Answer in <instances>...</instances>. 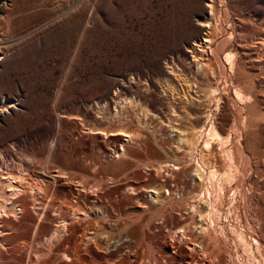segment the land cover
<instances>
[{
    "label": "rangeland",
    "instance_id": "1",
    "mask_svg": "<svg viewBox=\"0 0 264 264\" xmlns=\"http://www.w3.org/2000/svg\"><path fill=\"white\" fill-rule=\"evenodd\" d=\"M0 58V264H264V0H0Z\"/></svg>",
    "mask_w": 264,
    "mask_h": 264
},
{
    "label": "bare ground",
    "instance_id": "2",
    "mask_svg": "<svg viewBox=\"0 0 264 264\" xmlns=\"http://www.w3.org/2000/svg\"><path fill=\"white\" fill-rule=\"evenodd\" d=\"M209 1H211V0H209ZM206 7L210 10V13H212L211 11H212V4L210 3V2H208L207 4H206ZM215 10V9H214ZM229 22V21H228ZM224 24V23H223ZM208 27V26H210V23L209 22H205V23H201V27ZM216 27V26H215ZM224 28V27H223ZM226 29V28H225ZM224 30V29H223ZM227 30V29H226ZM225 31V30H224ZM209 32V31H208ZM206 34V37L205 36H203V37H205V38H203V43H209L211 40H210V38H209V36H207V32L205 33ZM224 34V33H223ZM226 34H227V31H226ZM224 38V37H223ZM225 39V38H224ZM202 40V39H201ZM226 40V39H225ZM225 42V41H224ZM201 44V43H200ZM210 44V43H209ZM221 44H223V43H221ZM225 44V43H224ZM199 45V44H198ZM225 45H223V47H224ZM218 47V46H217ZM220 47V46H219ZM218 47V48H219ZM199 49V48H198ZM202 58V57H201ZM0 60H1V58H0ZM220 60V59H219ZM232 60V59H231ZM209 62V61H208ZM199 63V62H198ZM233 63V62H232ZM206 64V63H205ZM206 69V68H205ZM206 71V70H205ZM208 71V70H207ZM206 75V74H205ZM238 92V91H237ZM116 94V93H115ZM123 94V93H122ZM234 99H235V101L236 102H238L239 101V99L241 100V98H240V94L239 93H235L234 94ZM121 99V98H120ZM250 100V99H249ZM122 101H124L123 99H122ZM243 101V100H242ZM239 104H240V102H239ZM238 105V104H237ZM146 111H148V110H146ZM148 113V112H147ZM174 113V112H173ZM169 115V114H168ZM174 115V114H173ZM179 116V115H178ZM205 117H207V116H205ZM248 117V116H247ZM108 118V117H107ZM170 118V117H169ZM177 118V117H176ZM205 119V118H204ZM177 120H179V119H177ZM213 123V122H212ZM169 124V123H168ZM245 124V123H244ZM172 127V126H171ZM203 127V126H202ZM211 127V126H210ZM246 127H247V125H246ZM198 129H199V127H197ZM213 128H215V127H213ZM205 129V128H204ZM241 129V128H240ZM199 131H201V130H199ZM216 131V130H215ZM198 133V132H197ZM196 133V134H197ZM215 133V132H214ZM135 134V133H134ZM195 135V134H194ZM210 135V134H209ZM208 136V135H207ZM136 137H137V135H136ZM200 137V136H199ZM187 138V137H186ZM222 138V137H221ZM188 139V138H187ZM217 139V138H216ZM201 140V139H200ZM208 140V139H207ZM222 141V140H221ZM187 144H188V142H189V144H190V138H189V141L187 142V141H185ZM211 142V141H210ZM184 143V142H183ZM185 143V144H186ZM229 144V143H228ZM242 145V144H241ZM194 146V145H193ZM241 147L242 146H239V149H240V151H239V149H238V151L239 152H241L242 151V149H241ZM223 148V147H222ZM224 149V148H223ZM193 150V149H192ZM221 150V149H220ZM191 151V150H190ZM229 151V150H228ZM231 154V153H230ZM240 155V154H239ZM229 156V155H228ZM241 156V155H240ZM187 158V157H186ZM209 158V157H208ZM207 158V159H208ZM212 158V157H211ZM216 158V157H215ZM228 158V157H227ZM232 158V157H231ZM207 159H205V160H207ZM229 159V158H228ZM240 161V160H239ZM250 161V160H249ZM204 162V161H203ZM209 163V162H208ZM232 163H233V161H232ZM229 164H230V160H229ZM225 165V164H224ZM237 165V164H236ZM166 166V165H165ZM231 166V165H230ZM224 167V166H223ZM197 168V167H196ZM216 168V167H215ZM233 168V167H232ZM163 169V168H162ZM198 170H196V172L195 173H197V176H198V179L200 180V181H202L203 180V173L201 172V170H199V168H197ZM188 170V169H187ZM186 170V171H187ZM242 170H244V169H242ZM158 171V170H157ZM160 171V170H159ZM205 171V170H204ZM217 171V170H216ZM215 171V172H216ZM228 171V170H227ZM241 172V171H240ZM243 172V171H242ZM183 173V172H182ZM219 173V172H218ZM225 173V172H224ZM9 174V173H8ZM11 174V173H10ZM187 175V174H186ZM213 175V174H212ZM225 175V174H224ZM1 176V175H0ZM9 176V175H8ZM15 176V175H14ZM13 176V177H14ZM55 176V175H54ZM221 176V175H220ZM232 176V175H231ZM22 178V177H21ZM57 178V177H56ZM224 178H226V177H224ZM231 178V177H230ZM233 178V177H232ZM242 178V177H241ZM208 179H209V176H208ZM222 179V178H221ZM220 180V179H219ZM2 181V180H1ZM8 181H9V183L11 182V184H8V188H9V186H10V188H9V190H12L13 191V189H15L14 187L15 186H13V184L12 183H15V182H13V178H11V176H10V179H8ZM225 181H227V180H225ZM230 181V180H229ZM234 181V180H233ZM241 181V180H240ZM203 183V182H202ZM226 183V182H225ZM236 183V182H235ZM2 184V183H1ZM13 186V187H12ZM17 186V185H16ZM227 186V185H226ZM220 187V186H219ZM218 187V188H219ZM184 188V187H183ZM186 189V188H185ZM208 189V188H207ZM9 190H8V192H9ZM165 191H166V189H164ZM226 190V189H225ZM228 190V189H227ZM21 191V190H20ZM156 191H157V189H156ZM156 191H153V193L155 194V197H157V192ZM169 191V190H168ZM219 191V190H218ZM190 192V191H189ZM188 192V193H189ZM228 192V191H227ZM223 193V192H222ZM1 194V193H0ZM7 194V193H6ZM11 194V193H10ZM18 194V193H17ZM159 195H161V194H159ZM6 196V195H5ZM219 196V195H218ZM154 197V198H155ZM181 197V196H180ZM203 197V196H202ZM2 198H4V197H2ZM6 198V197H5ZM8 198V197H7ZM6 198V199H7ZM12 198V197H11ZM158 198V197H157ZM161 198V197H160ZM159 199V198H158ZM160 200V199H159ZM221 200V199H220ZM6 201V200H5ZM4 201V202H5ZM166 201V200H165ZM185 201V200H184ZM198 201V200H197ZM215 201V200H214ZM3 202V201H2ZM160 202V201H159ZM235 202V201H234ZM197 203V202H196ZM189 204V203H188ZM174 205V204H173ZM215 205V204H214ZM218 205V204H217ZM216 205V206H217ZM7 207H12L14 210H16V207H15V205H13V200L12 201H9V203H1V201H0V211H5V208H7ZM196 207V206H195ZM11 208V209H12ZM183 208V207H182ZM12 209V212L14 211ZM218 209V208H217ZM10 210V209H9ZM18 210V209H17ZM17 210H16V212H17ZM6 212V211H5ZM193 212H194V210H193ZM221 212H222V210H221ZM187 213V212H186ZM195 213V212H194ZM198 213V212H197ZM217 213V212H216ZM17 214V213H16ZM1 215V214H0ZM13 215V214H12ZM14 216V215H13ZM3 227V226H2ZM1 227V228H2ZM254 229V228H253ZM208 230V229H207ZM206 230V231H207ZM224 232V231H223ZM2 234V233H1ZM209 234V233H208ZM226 235V234H225ZM255 235V234H254ZM244 236V235H243ZM257 238V237H256ZM254 239H255V237H254ZM258 239V238H257ZM257 239H256V242H257ZM215 240V239H214ZM221 240V239H220ZM240 240V239H239ZM245 240V239H244ZM252 241V240H251ZM226 242V241H225ZM259 243V242H258ZM179 248V247H178ZM254 260V259H253Z\"/></svg>",
    "mask_w": 264,
    "mask_h": 264
}]
</instances>
